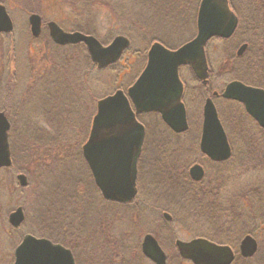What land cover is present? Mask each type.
Instances as JSON below:
<instances>
[{"label":"rangeland","instance_id":"obj_1","mask_svg":"<svg viewBox=\"0 0 264 264\" xmlns=\"http://www.w3.org/2000/svg\"><path fill=\"white\" fill-rule=\"evenodd\" d=\"M233 2L236 4L237 0ZM2 4L8 8L14 29L11 33L0 34V110L6 113L1 109L4 104L10 108L7 115L12 124L9 139L16 163L14 168L0 172V264H13L15 248L24 233L34 231L40 235L45 222L41 219L42 205L50 199H54L56 205H59L63 193H66L67 188L69 191L68 186L74 187L75 181L80 176L88 178L86 166L77 161L76 155L79 153L78 143H81L86 135L89 137L92 127L90 121L93 113L96 112L98 100L118 88L127 89L138 78L146 66L147 51L154 41L175 48L195 36L197 20L195 23L194 15H197L199 0H6ZM33 11L41 15L44 23L43 31L38 38L32 36L28 24L29 15ZM50 21H56L69 32L78 31L76 28L81 26L86 32H90L86 34L96 35L104 44H109L118 35H126L131 44L113 66L109 65L101 72L95 63L92 62L93 65L90 62L86 63V58H90V55L81 46L70 48L68 53L73 57L77 56L78 59L74 69L71 70L72 75H65L62 70L57 71L55 67L47 73V78L52 81H56L58 72L65 80L59 88L61 91L59 93L58 87L49 88V85L43 83V76L42 79L37 74L36 77L30 76L33 72L32 66L44 67L45 59L61 63L67 58L66 49L51 46L47 28V22ZM222 48L223 45L220 51L212 54V57L218 58L217 54H220ZM223 64H227L225 58ZM14 65L16 68L12 69ZM221 69H225L222 64L217 71ZM12 70L15 73L13 75ZM180 71L183 80L187 82L186 89L190 92L187 104L191 118L190 127L193 129L202 117L206 97L211 96L214 89L222 92L226 83L233 77L213 76L212 88L209 89L208 94L203 95L208 88L195 78L191 69L183 66ZM10 74L12 80L15 77V86L10 83ZM216 104L227 119L229 128L233 130L237 148L239 151L246 150L244 147L248 141H245V137L249 138V136L241 133L238 123L235 128L233 124L235 113L231 109L232 105L223 98L216 99ZM158 117L154 114H146L143 117L151 127L148 131L151 141L154 137L159 138L160 141L167 138L162 126L158 125ZM194 135L195 132L193 137ZM159 145L161 149L166 148L164 143L162 146ZM55 147L60 150L57 151ZM248 155H251L249 162L245 161L244 155L237 164L224 165L221 184H227L226 198H229L231 192L237 196L238 200L235 199V202L230 204L234 212H237V207L241 208L240 210L251 209L249 207V203L252 202L251 197L260 200L256 204L257 209L260 207L264 210V149L248 151ZM39 156H45L48 160L41 164ZM146 157L148 160L151 159L149 155ZM243 158L242 165L239 162ZM248 165L251 167L248 168ZM235 167L237 168L232 169ZM151 172L148 171L150 174ZM20 173L27 176L29 187L22 186L17 180ZM149 177L153 178L154 175ZM87 187L92 195L82 198V201L86 204L88 214L94 218L97 213L105 211V204L94 195L91 184ZM77 190L84 192L85 187L77 186ZM237 193L239 195H236ZM252 193L255 195L250 196L249 194ZM237 202L240 205L237 206ZM180 204L183 208L179 211L187 213L186 215L192 220L198 218V223L201 219L196 215H204L209 211H204V206L202 209L197 206L192 208L191 202ZM19 206L23 207L26 219L19 227H13L9 222V215ZM79 206L82 207L83 203ZM208 206L214 207V211H219L218 206L221 208L225 205L212 203ZM109 208L114 213L124 212L117 204ZM54 212L55 209L50 214ZM241 212L246 214L244 213L246 211ZM259 215L264 218V211ZM260 223L258 228L264 227L262 226L264 221ZM130 225V218L127 217L117 225V230L123 231V228H129L130 242L133 243L139 234L135 226L132 228ZM193 232L182 231L179 234L183 237L190 233L195 234ZM143 264L147 263L143 262Z\"/></svg>","mask_w":264,"mask_h":264},{"label":"flooded vegetation","instance_id":"obj_2","mask_svg":"<svg viewBox=\"0 0 264 264\" xmlns=\"http://www.w3.org/2000/svg\"><path fill=\"white\" fill-rule=\"evenodd\" d=\"M231 3L232 1L229 0L231 9L237 15V27L228 38L215 36L207 42L205 51L209 65V76L207 81L201 82L204 86H207L208 89L206 90H209L212 88L213 82L211 80L213 76L231 75L233 79L227 82L226 85L233 80H239L247 85L264 89L262 84L264 76L257 77L259 75L257 65H255L257 59L264 56V0H237V11ZM193 38L194 36L190 39ZM50 40L52 42L51 46L55 45L51 37ZM230 44L231 48L229 47ZM222 45L223 48L220 54H217L218 58H213L212 54L220 51ZM224 58L227 64H223ZM220 64L225 67L226 71L225 69L217 71ZM235 68H237V78L233 73ZM242 74L249 76L250 81L240 78ZM180 79L184 83L182 100L186 106L185 109H187L188 128L185 131H174L163 121L161 114H158V125L162 126L167 138L160 141L159 138L154 137L151 141L148 136L151 127L143 118L150 113L142 112L137 115L139 122L145 126V138L138 159L135 197L131 201L121 202L107 199L103 195L100 187L97 186L98 184L90 166H88V162L83 156V144L89 138L86 135L87 132L85 134L87 138L84 137L78 145L79 153L76 156L77 161L86 166L88 178L78 177L74 187L68 186L69 191L65 187L67 190L66 193H63V199L60 198L59 205H56L54 199L46 201L41 208L47 216L44 219L45 222L39 233L40 235H37L38 233L34 231L26 232L21 241L28 234L38 238H46L52 243L62 245L66 250H70L75 264H143V262L156 264L143 251L146 238L152 236L154 240L150 239L148 242L153 245L152 241H156L160 245L167 256V264H194L193 260L184 258L180 254L178 241L190 242L202 238L217 245L229 246L235 255L231 264H264V227L258 228V222L255 220L256 214L248 212L243 214L241 211L234 212L230 204L235 202L237 196H234L235 193L231 192L229 198H226L227 184H221V179L224 176V165L233 155L230 140L232 155L227 160H213L200 150L204 118L203 116L199 118L200 121L193 129L190 127L191 118L185 99L187 82L183 80L182 75ZM54 82L51 85H54ZM63 84L64 79L62 77L58 78L59 93H61L59 88ZM123 90L127 91L128 88H123ZM208 97L212 98L215 104L216 99L223 98L216 89ZM95 113H97V109ZM95 113H93L90 124L93 122ZM252 119L256 122V125L260 126L257 119L255 120L253 117ZM221 122L224 126L222 119ZM193 132H195L194 137ZM163 143L166 148L161 149L159 144L162 146ZM150 146L152 147L150 148ZM148 155L151 156L150 160L146 159ZM197 164L201 165L204 170V176L200 180H195L190 173L191 168ZM147 170L152 171L151 174ZM149 175H154V177H149ZM88 184L93 187L94 191L91 190L94 195L105 204V211L97 213L94 218L91 217V214H88L86 204L82 201V198H88L92 195L89 187H87ZM80 185L85 187L84 192L77 190V186ZM26 186L29 187L28 184ZM195 200H198V202L202 200L206 203L204 209L209 210L204 215H196L201 219L199 223L197 222L198 218L192 220L186 215L187 213L184 214L179 211L183 208L180 203L186 204ZM82 203L83 206L78 207ZM212 203L225 206L221 208L218 206L217 210L219 211H214V207L208 206ZM113 204L123 208L124 212H111L112 210L109 207ZM56 206H59V209ZM191 207L194 208V206ZM54 209L55 212L50 214ZM127 217L130 218V226L132 228L135 226L139 234L133 243L130 242L129 228H123V231L117 230V225ZM262 226L264 225L262 224ZM190 230L194 231L195 234L190 233L183 237L179 234L182 231ZM247 237H250L247 240L250 241L249 243H251V239L257 243V248L253 254H244L242 251L243 240Z\"/></svg>","mask_w":264,"mask_h":264},{"label":"water","instance_id":"obj_3","mask_svg":"<svg viewBox=\"0 0 264 264\" xmlns=\"http://www.w3.org/2000/svg\"><path fill=\"white\" fill-rule=\"evenodd\" d=\"M197 18V35L177 49L154 42L149 51L147 64L140 76L126 92L101 98L97 104L89 138L83 144V156L90 166L97 186L107 199L121 202L131 201L136 194L138 159L145 138V126L137 115L158 112L174 131L188 128L187 110L182 100L184 83L180 79V68L190 66L196 78L207 81L209 65L205 46L215 37H230L237 27V15L229 0H201ZM28 21L33 37L42 33L43 19L39 13H31ZM48 23L52 40L59 45L84 43L93 63L103 69L117 62L130 46L127 36L118 35L107 45L92 35L80 31H66L56 21ZM14 22L6 5L0 3V33H11ZM217 95V93H215ZM222 97L242 103L247 113L257 119L264 128V89L233 80L225 86ZM203 130L201 149L213 160L223 161L232 155L227 132L219 118L214 100L207 97L203 108ZM11 122L4 111H0V168L13 164L9 141ZM190 173L195 180L204 176L201 165H194ZM17 180L27 185V176L18 174ZM22 206L13 210L9 222L19 227L25 220ZM146 238L144 253L156 264H167V256L156 241L151 245ZM243 240L244 254H253L257 248L255 240ZM15 249L13 264H75L70 250L54 244L46 238L28 234ZM180 254L193 260L194 264H231L234 252L229 246L212 243L206 239L190 242L178 241ZM249 246V248H248Z\"/></svg>","mask_w":264,"mask_h":264},{"label":"trees","instance_id":"obj_4","mask_svg":"<svg viewBox=\"0 0 264 264\" xmlns=\"http://www.w3.org/2000/svg\"><path fill=\"white\" fill-rule=\"evenodd\" d=\"M2 1V3L3 2H5L6 0H1ZM232 1V3L231 4H233V6H234V8L236 9V11H237V2H236V4H234V2H233V0H231ZM199 4H200V0H199ZM198 4V5H199ZM33 12H35V11H33ZM195 16V23H196V19H197V16L196 15H194ZM76 30H78V31H80V32H85V33H90V32H86V30L85 29H83V28H81V26L79 27H77L76 28ZM94 35V34H93ZM96 36V35H95ZM97 37V36H96ZM12 41H14V40H12ZM50 44V43H49ZM52 45V44H51ZM53 46H57V44L56 45H53ZM79 46H81L82 48H83V50H85V51H87V47L83 44V43H79V44H74V45H67V46H63V47H61V46H57V48H64V49H66L65 50V54H66V56H67V58L64 60V62H59L58 63V61H52V60H49V59H45L46 60V64H44V67H42V66H39V65H34V66H32L33 67V72H35V73H33V72H31L30 73V76H32V75H34L35 77L38 75V76H40L39 78L40 79H42L41 77L43 76L44 77V79H43V83H45V84H47V85H49V88H53V87H58L59 85H58V78H60L61 77V75L59 74V72H58V74L56 75V81L54 82V85H51V84H53V81L51 80V79H48L47 78V73H48V71L50 72V71H52V70H54L53 68L55 67V69L58 71V69L59 70H62L63 71V73L65 74V75H72L71 73V70L72 69H74V67H75V65H76V61H78V59L76 58L77 56H75V57H73L72 55H70V53H68L69 52V49L70 48H75V47H79ZM230 48H231V44H230V46H229ZM51 61V62H50ZM86 63H91V65H93V63H92V61L90 60V58H86ZM255 65H257V73H258V75L259 76H257V77H260V76H264V56L261 58V59H257V64H255ZM111 66V65H110ZM112 66H113V64H112ZM16 68V65H14V68L12 67V69H15ZM109 68V67H108ZM105 69H107V67L106 68H103V69H99V72H101V71H103V70H105ZM115 69V68H114ZM97 70V69H96ZM41 71V72H40ZM45 71H46V74H45ZM40 72V74H38ZM227 72H228V70H227ZM233 73H234V76L237 78V68H235V70H233ZM11 74L13 75V74H15L14 72H13V70L11 71ZM10 74V77L12 76ZM37 74V75H36ZM262 74V75H261ZM242 76V77H241ZM240 78H243V79H246L247 81H250V77L249 76H246V75H240ZM260 80V79H259ZM258 80V81H259ZM65 81V80H64ZM11 85L13 86H15V77H13V80H12V77H11ZM200 83L201 84H203L201 81H200ZM81 85H82V83H80ZM263 84V86H264V82L262 83ZM257 85H258V82H257ZM11 86V87H12ZM261 86V85H260ZM83 87H84V85H83ZM12 89H13V87H12ZM11 89V90H12ZM7 91H9V90H7ZM209 93V90H206V92H205V94L203 93V95H206V94H208ZM190 96V92L186 89V94H185V99H186V101H187V98ZM5 97V96H4ZM3 97V100H5V98ZM200 96H199V94H198V98H199ZM225 99V98H224ZM225 101L227 102V103H230L231 105H232V107H231V109L234 111V115H235V118H233V124L235 125V128H237L236 126H237V123L240 125V130H241V133H243V135L245 134V135H247V136H249V138L248 137H245L246 139H245V141H248L247 142V144L245 145V149L246 150H241V151H239V148H237V144H236V142H237V140H236V138H234V134H233V130H231V128H229V125L227 124V119L223 116V112H222V110H220V108L219 107H217L218 108V110H219V114H220V118L222 119V121H223V123H224V126H225V129H226V131H227V134H228V138H229V140H230V143H231V145H232V147H233V155H232V158H230V160L228 161L227 160V162H226V164H228V163H231V164H233V163H235V164H237V161L240 159V157H243L244 155H245V161H250V157H251V155H248V151H258L259 149H264L263 147H264V129L263 128H261L260 126H258V125H256V122L252 119V117L246 112V110H245V108H244V106H243V104H241V103H239V102H237V101H235V100H228V99H225ZM1 109H4L5 111H6V114L8 115V111L10 110V108L9 107H7L5 104H4V106L3 107H1ZM188 110H189V104H188ZM150 114H154V115H157V116H159L157 113H150ZM249 127H251V128H249ZM255 135H256V137H255ZM253 137H255V138H257V140L255 139V138H253ZM263 137V138H262ZM261 140H263V141H261ZM76 141V140H75ZM78 141V140H77ZM76 141V142H77ZM69 143V142H68ZM74 144V143H73ZM79 145H80V143H78ZM262 146V147H261ZM69 147H67V149H68ZM55 149L57 150V151H59L60 149H58V147H55ZM65 149V148H64ZM13 151V150H12ZM242 151H244V153L242 152ZM246 152V153H245ZM39 155H42V153H39ZM15 156H14V154H13V166H12V168H14L15 167ZM244 158L239 162V163H241V162H244ZM46 159L47 158H45V156H43V157H40L39 156V160H40V162H41V164H42V162H44V161H46ZM247 163V162H246ZM242 164V163H241ZM243 165V164H242ZM247 167V166H246ZM251 166L250 165H248V168H250ZM237 167H235V168H232V169H236ZM10 170V167L9 168H2L1 170H0V172L1 171H4V170ZM237 195H239V194H237ZM250 196H252V195H255L254 193H252V194H249ZM251 200H252V202H250L249 203V207H251V209H246V210H240L238 207H237V212H240V211H246V213L248 212V213H254V214H256V219L255 220H257V222H258V225H261V223L260 222H263L264 221V218H263V216H261V215H259V214H261L264 210H261V208L260 207H258V209H257V206L258 205H256V204H258L259 203V201L260 200H257V199H253V197H251L250 198ZM191 205H193L194 207L195 206H197V207H200L201 209L203 208V206H205L206 204L204 203V202H202V200H201V202H198V200H195V201H193V202H191ZM238 205H240V203L239 202H237V206ZM59 206H56V208H58ZM204 211H206V209H204ZM40 212H41V219H43V221H44V219H45V217L47 216L46 215V213L45 212H43L42 211V209H40Z\"/></svg>","mask_w":264,"mask_h":264}]
</instances>
